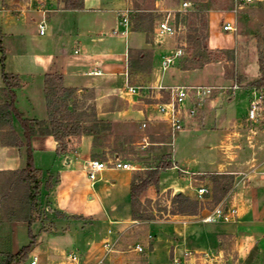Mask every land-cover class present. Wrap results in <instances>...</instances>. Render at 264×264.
I'll return each instance as SVG.
<instances>
[{"label":"rangeland","instance_id":"1","mask_svg":"<svg viewBox=\"0 0 264 264\" xmlns=\"http://www.w3.org/2000/svg\"><path fill=\"white\" fill-rule=\"evenodd\" d=\"M48 1L52 2L49 3ZM155 1L135 0L134 10L141 7L154 15V25L151 30L146 32L148 37L146 39L141 33L132 32L131 28L127 35L114 33V29L123 28L119 21V14L115 10L119 6L117 0L109 3L104 0L101 2L102 4H97L99 6H95L93 9L76 11L62 9L56 0H35L36 3L34 0H0V39L5 51L3 55L0 50V87L5 85L3 72L19 74L22 79V86L18 90L19 102H17V106L22 111L27 112L29 116L44 118L48 116L47 100L44 94L47 72L54 71V74H58L56 71H66L65 84L68 82L73 85H82L86 80L95 76L84 75L94 68L88 60L92 52L107 55L105 59L108 60L99 59L102 63L100 68L104 73L109 68L125 71L128 67L125 55H130L132 69L130 70L131 81L128 82L133 85L152 86L158 74L162 75L164 82L184 85L231 86L236 81L241 85L250 81V77L246 76L244 69H251L252 65L256 62L259 63V57L264 54V0H250L251 3L239 11L238 15L235 16L237 20L236 31H225L223 28L224 21L232 17V0H188L200 4L207 1L209 4L214 3V6L212 9L203 11L205 19L192 16L187 20L186 27L182 26L177 29L175 35L168 34L163 38H158L154 32L156 23L169 13L171 20H173L175 12L182 8V3L185 0H163L159 8L156 7ZM39 2H47L45 8L50 11L33 10L35 7L40 8V5H37ZM26 7L30 10H20ZM191 8L192 6L188 10H193ZM214 10L221 13L216 15L217 18L213 19V25L210 27V12ZM43 20L46 23V33L41 35L39 23ZM204 21L207 24L203 43L208 46V53L203 48L197 51L191 50L190 47L193 46V43L189 41V35L195 36L196 34L191 29L203 27ZM133 25L132 22V28ZM160 39H162V44H158ZM75 40L80 41V43L77 45ZM138 43H141V47L144 48L135 51ZM179 45L183 46L184 53L178 57L175 63L164 68L162 65L163 58L175 53ZM75 49H78L79 52L76 53ZM230 50H233L234 53H230ZM196 55H201L203 58L196 61ZM207 55L210 59L203 62L208 58ZM3 56L5 58L2 60ZM194 59L195 61H193ZM103 61L106 62L105 65ZM183 66H190V68L183 69ZM138 67L141 69L139 70ZM116 80L121 85L127 82L124 75H118ZM149 90V95L158 96V98L168 97V93L164 89L162 91L159 88L151 87ZM119 93L123 94L121 91L118 92V95ZM1 94L0 91V105L3 102ZM118 95L115 92L110 98L109 104L113 103L114 99L118 100ZM250 96L251 91L245 86L237 89L234 93L231 90L230 92H224L222 89L217 90L212 97V101H215L211 105L216 111L214 117L208 121L207 126L198 129H189L187 125L183 130L174 132L171 123L165 119L159 110L158 113L163 119H158V121L150 119L148 127L139 125L138 119L134 118L127 123L131 131L134 133L148 131L160 133L164 137L163 150L160 152L158 145L142 148L137 143L134 151L132 146L127 145L128 147L126 146L124 150H121V159L129 160L134 166L146 167L155 165L159 161L172 160L170 155L172 154L174 162L178 161V166L162 171L160 186L167 188L175 184L185 186L189 183L192 187L197 186L198 182L192 180L190 174L192 171H215L222 168L221 164H225V168L230 167L227 165L226 154L220 147L221 140L227 132L234 135L228 140L232 145L231 153L243 152V155L240 156L246 159L250 156L245 150L249 142L247 136L250 135V122L245 123L248 119ZM96 98L94 92L80 95L76 93V100L73 101L77 103V114L83 120H88V124L93 123V114L97 113ZM116 103L117 101L114 104L116 105ZM232 121H237L242 126L230 128L233 124ZM212 124L217 127H212ZM154 127L157 128L154 129ZM4 129L8 130L7 127ZM234 132L238 134H234ZM52 137V135H46L35 141L33 159L35 166L40 168L45 175L52 174V182L56 184L60 178L58 170L60 161L57 160ZM119 137L123 138L124 136L112 132H103L100 137L104 142L102 147L113 148L115 140ZM258 137L264 139L262 128L258 130ZM72 148L75 149V147ZM19 149L18 158L12 163L9 161L10 164L8 165L24 168L28 159L27 147L21 146ZM106 150L104 149L105 152H107ZM125 151L127 152L124 153ZM146 151H150L151 155L146 154ZM109 158L110 156L106 155L105 157L103 154L98 156L100 160H108ZM140 158L145 159L141 160ZM193 158L194 162L190 161ZM55 163L57 167L53 168ZM185 169H188L189 174L181 172ZM134 172L137 171L134 170ZM77 180V187L73 189L71 194L65 196L62 207H66L70 211L91 215L93 218L80 219L78 216L58 213L57 211L60 209L53 202L54 188L49 191L44 190L42 215L40 214L41 217H39L41 221H37L32 226L25 221H14L11 225H6L0 230L3 236H7L11 231V244L5 240L0 244V258L10 249L12 252H17L28 244L31 240L30 229L32 228L37 236L36 243L24 264H30L33 254L38 255V264H58L57 261L53 262V255L56 256L57 260H63L70 264L69 252L76 250V248L80 253L85 252L87 240L97 239L96 237L107 232L111 216H107L109 219L105 218L103 212L107 211L106 207L97 197L90 199L89 195H91L90 193L93 194V190L91 187L85 186L93 180L89 178L88 174L84 175L82 172L77 174ZM208 188L209 192L203 198L204 201H200L201 211L213 205L211 187L208 185ZM1 189L2 184L0 183V191ZM149 194L153 197L144 196L145 203L143 206L146 208L147 214L152 212L155 219L144 220L145 223L137 225L136 228L125 234L121 248L127 246L128 249L134 246L135 241H139L144 248V251L139 253V258L143 259L142 262L145 264H174L170 251L179 232H173L171 224L168 222H158V220L165 218L168 213L170 214L173 209L174 189L162 191L158 187V191L153 190ZM48 205L51 208H46ZM120 211L122 214H127L129 211L127 205H123ZM198 223V225L204 226L202 221ZM210 225L230 227L229 221L223 220H215ZM177 227L181 228V226ZM41 237L43 238L41 239ZM261 239V243L264 245V233H262ZM193 241L194 238L190 236L185 242H180V252L177 253L178 259H184L185 249L188 248L192 251L196 245ZM227 253L225 262L234 259L232 251H227ZM259 254H257L258 259ZM202 256V261L205 260L206 264L214 262L215 256L211 252L207 256ZM250 259L253 261L252 257ZM259 261L264 264V252L260 254Z\"/></svg>","mask_w":264,"mask_h":264},{"label":"crops","instance_id":"2","mask_svg":"<svg viewBox=\"0 0 264 264\" xmlns=\"http://www.w3.org/2000/svg\"><path fill=\"white\" fill-rule=\"evenodd\" d=\"M56 1L60 3V7L64 9L63 2L60 0ZM106 1L108 3L113 2V0ZM117 1L119 2V6L115 10L117 14H119V17L120 12L125 8H131L134 11L135 0ZM48 2L50 3L52 1ZM101 2H104V0H84L85 7L83 9L76 10L93 9L95 6H99L97 4H102ZM162 2L163 0H156V7H161ZM38 4L40 5V8L35 7L33 8V10L38 9L47 12L50 11L48 8H45L47 2H39L37 3V5ZM20 10L27 11L30 10V8L26 7ZM219 13L221 12L218 10L210 12V27L213 25V19H216V15H219ZM130 28L132 32L137 31L144 35L145 38L147 37V33L145 31L134 30L132 28V21ZM75 43L78 45L80 41L75 40ZM162 43V39L158 40V44ZM140 44L138 43V46L135 47V51L142 50L144 48L141 47L142 45ZM75 52L78 53L79 50L75 49ZM106 56L107 55H105V53L92 52L88 57V60L90 62V65L94 68L96 65L100 67V65H102L100 61L101 59H103L104 61L108 60L105 59L107 58ZM125 58H127L126 64L128 65L125 71H116L109 68L108 71H106L105 73L103 72V74L101 75L93 76L91 79L86 80L82 85H73L72 83L68 82L66 83V85L76 88V93H78L79 95L82 93L85 94L89 92H94L97 96V116L99 118L110 120L113 126L112 133L120 134L124 136L127 140H130L132 142L130 144H133L131 148H134V151L136 147L135 144L137 145V143H139L140 147L142 148H145L149 145H158L159 150L161 152L164 146V137L160 133L149 131L144 133H134L131 131L127 123H129L132 119L136 118L138 119V122H140L139 125L143 126V123L145 122L147 125L143 127H148V121L150 119L157 121L158 119H163V117L158 113L157 105L158 103L166 101L167 99L163 100V98H158V96L155 97L149 94L131 95L125 93L123 89L126 87L127 83L131 81L130 70L132 69V65L130 64V55H125ZM105 64L106 62H104V65ZM140 69L141 68H139V70ZM48 73L54 74L55 72L49 71L47 72V74ZM56 73L62 74L65 78L66 71H56ZM244 73L246 74V76L250 77V80L258 78L260 76L259 63L256 62L254 65H252L251 69L245 68ZM88 74L84 75H94ZM118 75L125 76L127 82L124 85L119 84L116 80V77ZM161 84L171 85L173 83L162 81V75L160 76L158 74V76L154 79V86L152 85V87L157 88ZM139 85L141 84H138V86ZM20 88L17 89V94ZM120 91L123 92V94L119 93L118 95V92ZM115 92L118 95V100L114 99L113 103L109 104L110 98L115 94ZM156 92H158V90H156ZM44 94L46 97L45 85ZM212 97L208 100L207 104L199 110L196 116L187 117L185 126L188 125L189 129H198L208 125V121L214 117V113L216 112L214 110V107L211 106L213 105L212 102L215 101H212ZM18 100L17 102H19ZM115 101H117L116 105L114 104ZM25 114L28 117H32L29 116L27 112H25ZM47 115H49V113ZM47 118L48 116L39 119ZM165 119L167 118L165 117ZM232 123L233 124H231L230 128H233V126H242V124H239L237 121H232ZM245 123L250 124V135L247 136L249 140L248 147L245 148V150L250 155L247 159L242 158V156H240L243 155V152L231 153L232 145L228 140L234 137V135L232 133L227 132L225 134V137L221 140L220 147L226 154V157L228 159L227 165L230 166L229 168H225V164H221L220 166L222 168L215 171H192L190 174L192 175V180L198 182L197 186L192 187L190 183L185 186L175 184L168 186L167 188H162L161 186H159L162 191L174 189V193L183 192L193 198H198V188L202 186L208 187L209 183L208 179L203 178L201 175L209 173H229L235 175V187L231 189L230 192L224 198H222L220 202L216 205L218 206L219 204L224 203L226 205L237 206L239 208L238 217L236 220L229 221V228L217 227L215 225L211 226V222L204 221L203 217L213 210L207 208L202 210L198 215L168 213L165 218L158 220V222L170 223L173 232H179V234L175 237V241H173V244L171 245L170 251L172 262L174 264H177L176 259L178 256L177 253L180 252V242H185L188 238H190V236L194 238L193 243L196 244L192 249L194 253L189 257H185L184 255V259L181 258V264H206L205 260L202 261L203 256L200 254L202 252H211L212 254H214V262L210 264H261L259 261L260 254H263L264 252V245L263 243H261L262 233H264L262 232L264 231V139L258 137V130L261 129L259 125L254 126L248 119L247 121H245ZM117 124L119 126L118 128ZM212 127L217 126L212 124ZM156 128L157 127H154V129ZM234 134L238 133L234 132ZM95 137L96 136L93 135H83L82 137L77 138L73 145L75 149L66 155H59L57 153L58 142L55 140L54 137L51 138L53 139V145L57 153V160L60 161V168L58 167V170L60 172V178L56 184L54 183V189L52 188L54 192L53 202L57 205L58 209H60L63 213H66V215L68 216H78V218L80 217V219H85L86 217L93 218V216L91 215H85L84 213L81 214L78 212L70 211L66 207H62L65 196L71 194V192H73V189L77 187V174L79 172H82L84 175L88 174L89 160L92 158L98 159V156L102 154L104 149H108L106 150L107 152L105 154L107 156H110L108 160L104 161H110L115 158L121 159L122 152L116 153L114 155L111 154V152L109 151L111 150V148H103L100 145H96ZM41 138L42 137L39 136L34 138L33 144L36 140ZM19 150L20 149L17 146H7L2 144L0 133V170L20 169L16 165H8L18 158L20 154ZM126 152L127 151H125L124 153ZM146 154L151 155L150 151H146ZM171 156L174 164L171 168H176L178 166V161L176 160L174 162V157L172 154ZM190 161L194 162V158ZM54 167H57L56 163L53 165V168ZM144 168L145 167L139 166H134V168L131 170L116 169L111 167L106 168L98 174V177L94 181L85 185L87 186V188L91 187L93 190V194L90 193L91 195H89V198L94 199L95 197H97L106 207L107 211L103 212L105 218H108L107 216H111V218H108L109 226L107 228V232L104 235L101 234L100 236H98L99 238H93L92 241L87 240L84 249L85 252H82V255L87 256V258L82 262V264H91L95 261V257L99 256L102 253L101 242L107 236L109 228H113L115 232H123L124 237L125 234L132 231L134 228H136L137 225L145 223L143 221L133 219L131 210V185L134 170L138 171ZM181 172L183 174H189L188 169H185V171ZM244 174L246 175L243 179L242 177L244 176ZM152 189L158 191V187H150V189L145 192L144 196L153 197V195L149 194L151 191H153ZM125 204L127 205L129 211H127V214H122L120 210L121 207ZM201 221L203 222L204 226L198 225V222ZM177 226H181V228H178ZM42 238L43 237H41V239ZM122 241L119 245V251L113 254V256L108 259L105 264H123V262L126 260H130L134 264H145L144 262H142L143 259L141 260L139 258L140 255L138 252L128 250L126 248L127 246H122L121 248ZM136 243H139V241H135L134 245ZM76 250L78 249L76 248ZM187 250L189 249H185L184 253ZM227 251L233 252L234 259L227 260V262H225L226 255L228 254ZM258 253H260L259 259L257 256ZM53 257V262L57 261L58 264H68L63 260H57L56 256L54 255ZM251 257L253 258V261L250 259Z\"/></svg>","mask_w":264,"mask_h":264},{"label":"trees","instance_id":"3","mask_svg":"<svg viewBox=\"0 0 264 264\" xmlns=\"http://www.w3.org/2000/svg\"><path fill=\"white\" fill-rule=\"evenodd\" d=\"M60 1L63 2L64 9L67 10L83 9L85 7L84 0ZM213 4L214 3L209 4L207 1H204L203 4L193 1L191 8L193 10L185 12L177 10L172 22L177 29H180L182 26L186 27L187 20L192 16L205 19V13H203V11L212 9L214 6ZM231 4V7H233V0ZM151 13L146 12L141 7L135 8L131 14L134 24L133 29L145 32L151 30L154 25V15ZM206 24L207 23L204 21L203 27L191 29L192 32L193 30L196 32L195 36H192V34L189 35V41L193 43V46L190 47L191 50L197 51L203 48L206 53H208V46L203 43L206 35ZM180 47L183 48L182 45L178 46V48ZM0 50L4 55L5 51L1 39ZM229 52L234 53L233 50ZM199 56H197L196 61L203 58V56ZM4 58L5 56H3L2 60ZM208 59H210V57L206 58L203 62ZM193 61H195V59ZM259 66L260 76L254 80H250L247 84L243 83V85H264V54L259 57ZM189 68L190 66H183V69ZM3 79L5 85L0 87V91L2 92L1 98L3 99L0 105L1 142L7 146H26L28 159L27 165L24 168L0 170V183L2 184V189L0 191V230L6 227V225H11L14 221H25L30 226L39 221L42 211L43 194L45 193L44 190L49 191L54 187L52 174L45 175L44 172L34 164V138L52 135L58 142L57 153L59 155H66L73 150L71 147H73L75 140L83 135L96 136V145L103 146L104 142L102 138H100L101 134L103 132H112L113 127L110 120L99 118L96 113L93 114L92 124H88V120H83L77 114V103L73 102L76 100L77 90L64 83V76L62 74L48 73L46 76L45 90L49 113L47 119L28 117L25 112L17 106V89L22 86V79L19 74L3 72ZM166 99L167 98H163V100ZM4 127H7L8 130H5ZM115 143L113 144V148L110 147L111 150H109L113 155L124 150V147L126 148L127 145H133L130 144L132 142L125 137L117 138ZM105 153V151L102 152L106 157ZM140 159L144 160L145 158ZM173 165V160H163L159 161V163L157 162L155 165H148L144 169L134 172L131 185V210L133 219L139 221L155 219L152 212L151 214H147L148 212H146V208L143 206L145 203L144 194L152 186L159 187L162 171L171 168ZM201 176L208 179V185L211 187L212 191L213 205L207 208L210 210L214 209L220 200L234 187L235 175L229 173H209ZM200 201H204V199L193 198L183 192L175 193L172 200L173 209L171 213L198 215L201 212ZM46 208L49 209L51 206L48 205ZM57 212L63 213L60 210ZM10 234L11 231H9L7 236H3L0 231V244L4 240L11 244ZM30 237V242L19 251L12 252L11 249L8 250L7 253L0 258V264L26 263L36 243L37 236L32 231V228L30 229Z\"/></svg>","mask_w":264,"mask_h":264},{"label":"built area","instance_id":"4","mask_svg":"<svg viewBox=\"0 0 264 264\" xmlns=\"http://www.w3.org/2000/svg\"><path fill=\"white\" fill-rule=\"evenodd\" d=\"M250 0H234L233 7L231 9L232 17L225 20L223 28L225 31H236L237 20L235 16L238 15L239 11L246 5L250 4ZM192 2L185 0L182 3L180 11H186L190 9ZM133 10L131 8L123 9L120 12V23L123 26L122 29H114V33L120 35H127L131 27V14ZM39 32L44 34L46 32V23L41 21L39 23ZM154 32L158 38H163L166 35H175L177 33V27L170 18V13L158 20L156 23ZM184 53L183 48H177L175 53L168 55L162 60L164 68L176 62L178 57ZM89 74L101 75L103 74L102 69L96 65ZM245 85L239 84L237 81L231 86H217V85H184V84H161L157 88L165 90L168 93L166 101L160 102L157 105L158 110L162 113L167 120L171 123L173 131L183 130L186 125L187 117L196 116L201 108H203L208 100L216 93L217 90L222 89L224 92L234 93L237 89ZM152 86L147 85H132L127 83L123 91L131 95L149 94ZM251 91L250 106L248 112V120L254 126L259 125L264 131V85H249L245 86ZM147 124L144 122L143 126ZM116 168L123 170H131L134 165L127 160L115 158L110 161H104L97 158H92L88 163V176L93 181L98 177V174L106 168ZM245 175L242 177L245 178ZM209 192V188L202 186L198 188V198L203 199L204 196ZM239 214V210L235 206H229L224 203L216 206L210 213L203 217L204 221L212 222L215 220L231 221L236 220ZM123 232H115L113 228L108 229L107 236L102 240V253L95 257V261L91 264H105L113 254L119 251V245L122 241ZM130 251L143 252L144 248L140 243H136L134 246L128 248ZM194 252L186 251L185 257L193 254ZM204 256L209 255L208 252L200 253ZM87 256L82 255L78 250L69 252L68 259L70 264H82ZM39 257L37 254H33L30 264H38ZM177 264H181V259H176ZM123 264H134L130 260H126Z\"/></svg>","mask_w":264,"mask_h":264}]
</instances>
